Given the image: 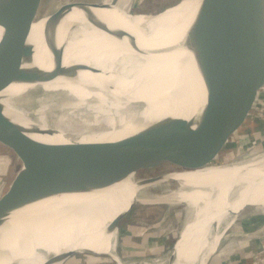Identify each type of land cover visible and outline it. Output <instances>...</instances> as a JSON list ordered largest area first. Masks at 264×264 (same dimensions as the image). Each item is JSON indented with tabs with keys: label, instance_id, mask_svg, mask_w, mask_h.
Here are the masks:
<instances>
[{
	"label": "bare ground",
	"instance_id": "bare-ground-1",
	"mask_svg": "<svg viewBox=\"0 0 264 264\" xmlns=\"http://www.w3.org/2000/svg\"><path fill=\"white\" fill-rule=\"evenodd\" d=\"M200 2L185 0L179 7L151 19L131 15L134 0L64 1L52 10L57 14L54 21L47 23L45 18L31 26L15 57V60H21L12 66L14 73L35 66L50 72L53 67L51 52L63 47L64 68L85 64L101 70L97 71L100 74L79 72L78 80L74 82L56 80L42 86L10 85L0 93L5 114L24 132L25 142L19 146L21 156L28 155L36 160L30 169L31 179L35 181L32 185L36 187L33 193L42 189L39 181L48 178L49 175H43L47 174L51 159L57 157L59 160L62 156L53 152L58 147L64 149V156L69 155L66 149L74 154L75 149L84 148L94 150L96 161L104 160L110 156L111 147H114L113 151H128L131 148L123 144L131 138H150L152 135L146 133L156 130L155 134L166 123L178 121L197 127L205 108V88L193 58L186 59L179 44ZM261 10L264 16V0ZM102 25L112 32L122 30L132 35L141 55L133 50L127 39L116 41L98 31ZM2 32L0 28V39ZM165 48L170 52L169 56L166 52L161 56L157 54ZM87 53L96 58L95 62L87 59ZM118 53L119 60L116 59ZM181 58L184 63L179 66ZM172 61L177 63L175 71H185L184 79L192 85L193 95L182 92L179 80L171 84V80L164 77L159 80L154 78L157 76H151V67L162 63L170 75L174 71ZM61 84H67V87L77 84V89H59ZM35 89L49 91L45 95L50 94L51 103L42 107L39 99V109L33 114H36L35 119L27 121V115L13 99L23 90L31 92ZM154 152L153 148L146 153L124 177L107 178L108 171L103 170L94 185L77 188L73 193L54 194L31 202L25 195L24 203L8 214L0 228V247L8 249L7 255L10 251L9 255L13 256L7 258L4 256L6 251L3 252L0 264H44L51 256L84 250L92 251L89 256L105 257L113 264H123L116 252L119 232L109 240L103 239V232L136 199L138 170ZM62 160L63 157L54 171L58 168L64 171ZM20 170H24L23 161L18 173ZM170 177L182 181L185 190L170 195H152L145 201L146 205L166 203L164 218L174 212L178 202L187 204V213L192 217L186 222V228L189 221L190 224L180 244V258L182 250L188 248H193L197 264L211 261L218 254L221 256L220 241L236 226L243 207L253 208L252 216L264 215V159ZM156 200L163 201L154 202ZM234 214L237 215L230 217ZM162 264H168V257Z\"/></svg>",
	"mask_w": 264,
	"mask_h": 264
},
{
	"label": "water",
	"instance_id": "water-1",
	"mask_svg": "<svg viewBox=\"0 0 264 264\" xmlns=\"http://www.w3.org/2000/svg\"><path fill=\"white\" fill-rule=\"evenodd\" d=\"M42 1L0 0V28L3 31L0 39V93L10 85L42 86L52 84L56 80L77 81L79 72L100 74L97 71L101 70L85 64L64 68V47L51 52L53 67L50 72L41 71L42 69L35 66L14 73L12 66L21 60L20 58L15 60V57L27 39L31 26L45 18L47 23L57 18L54 12L38 18ZM183 1L185 0H178L157 13L140 11L133 16L157 18L179 7ZM261 4L262 0H201L192 22L186 27L179 49L186 59L193 58L195 69L200 74L205 88V108L196 128L184 122H169L155 134L156 130L146 133L152 135L150 138L133 137L123 144L131 148L130 150L119 152L113 151L114 147H111L113 149L109 153L110 156L97 161L94 150L75 149L74 155L70 154L72 150L66 149L71 156H64V149L58 147L53 152L62 155L59 160L63 157L61 164L64 171L61 172L59 168L54 171L59 160H56L57 157L52 158L47 174L43 175L49 176L46 181H39L42 189L35 191L36 193H33L36 187L32 185L35 181L30 176V169L36 160L25 155L22 157L24 170H20L10 179L7 183V191L0 199V228L8 214L24 203L25 195L28 202H31L54 194L73 193L77 188L84 189L94 185L103 170L108 171L107 178L124 177L133 171L131 166L140 163L146 153L154 148L153 159L144 171L148 176L137 181L136 199L130 203L127 211L115 217L103 232V239L109 240L111 236L118 234L123 222H132L139 218V210L147 206L145 201L147 197L176 194L178 191L185 190L182 181L174 180L170 177L171 175L195 173L208 168H222L233 145L242 140L264 107V16ZM97 30L114 37L116 41L127 39L133 50L141 55L137 49V40L126 31L112 32L105 25L98 27ZM165 52L167 56L170 55L167 48L161 49L157 54L161 56ZM87 54H85L87 59L95 62L96 58L90 53ZM117 55L116 59L119 60V53ZM180 62L179 66L184 63V60L181 58ZM175 63L172 61L171 67L174 71H171L170 75L168 71H165L166 67L162 66L165 63L154 64L151 67L153 68L150 71L151 76H157L154 78L159 80L164 77L171 80V84L179 80L183 87L182 92L193 95L192 85L184 79L185 71H175L178 69ZM167 69L170 70L169 64ZM135 72L141 73V71ZM76 85L67 87V84H61L59 89L75 90ZM23 91L16 94L13 103L27 115V119L25 118L27 121L35 119L36 114H33L39 109V99H41L42 107L50 105V94L45 95V92L49 93V91L44 92L42 89ZM22 142H25L24 132L20 125L5 114L4 107L0 104L1 160L7 161L3 147L19 149ZM167 167L169 170L158 173ZM102 184L104 182H101ZM177 206L179 210L168 264H197L194 260L193 248L182 250L184 252H181L182 257H178L192 214L188 215L186 203L178 202ZM249 209L253 210V208L243 207V211L239 214ZM188 218L190 221L186 228ZM7 250L0 247V257L5 251L4 256L13 257L9 255L10 251L7 255ZM91 254H93L91 250L69 252L60 256H51L44 264H63L72 258ZM208 263L209 260L201 262V264Z\"/></svg>",
	"mask_w": 264,
	"mask_h": 264
},
{
	"label": "rangeland",
	"instance_id": "rangeland-1",
	"mask_svg": "<svg viewBox=\"0 0 264 264\" xmlns=\"http://www.w3.org/2000/svg\"><path fill=\"white\" fill-rule=\"evenodd\" d=\"M64 1L88 2L90 0H43L38 18L51 13L59 3ZM177 1L134 0L131 15L133 16V13L137 14L140 11L157 13ZM249 131L241 141L233 145L231 152L225 159L224 166L244 163L248 160L264 159V107L258 113ZM3 148L7 161L0 158V198L6 193L7 183L18 172L22 162V156H20L22 153L18 148L10 149L7 146ZM154 153L150 154L141 164L137 173V181L148 176L144 171L150 165ZM166 170H169L168 167L158 173H163ZM159 201L163 200L154 202ZM165 204L163 202L144 206L140 210L138 209L139 218L121 224L116 252L123 264H162L167 259L174 240L173 235L176 229L175 223L179 207L175 205L174 212L164 218ZM252 213L253 210L249 209L240 214L236 226L231 228L220 242L221 256L219 254L214 256L208 264H264V215L252 216ZM162 239H164L163 243H161ZM157 241L160 242L161 246L157 245ZM64 264H113V262L105 257L78 256Z\"/></svg>",
	"mask_w": 264,
	"mask_h": 264
},
{
	"label": "trees",
	"instance_id": "trees-1",
	"mask_svg": "<svg viewBox=\"0 0 264 264\" xmlns=\"http://www.w3.org/2000/svg\"><path fill=\"white\" fill-rule=\"evenodd\" d=\"M251 127V126H250ZM250 129V128H249ZM250 131L248 130L247 132H246V134H248Z\"/></svg>",
	"mask_w": 264,
	"mask_h": 264
}]
</instances>
